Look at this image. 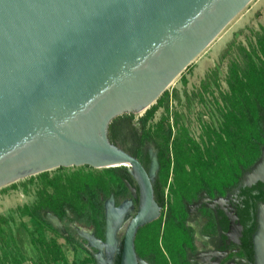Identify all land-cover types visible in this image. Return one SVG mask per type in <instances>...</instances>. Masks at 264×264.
<instances>
[{
	"label": "water",
	"instance_id": "1",
	"mask_svg": "<svg viewBox=\"0 0 264 264\" xmlns=\"http://www.w3.org/2000/svg\"><path fill=\"white\" fill-rule=\"evenodd\" d=\"M250 1L0 0V188L57 168H126L138 189L134 214L109 195L102 239L74 230L96 264H145L134 238L158 216L156 160L145 172L108 127L149 109ZM256 182L264 184V141L238 186ZM251 244L252 264H264V204Z\"/></svg>",
	"mask_w": 264,
	"mask_h": 264
},
{
	"label": "trees",
	"instance_id": "2",
	"mask_svg": "<svg viewBox=\"0 0 264 264\" xmlns=\"http://www.w3.org/2000/svg\"><path fill=\"white\" fill-rule=\"evenodd\" d=\"M231 47V44L228 45L225 53ZM208 81L209 77H206L200 86L204 89L208 86ZM224 84L226 91L218 95L220 108L215 110L209 108L210 122L204 133V149H200L199 144L188 137L184 128L172 138L168 125L158 124L151 132L145 130L146 118L155 106L147 109L143 117L137 120L139 131L132 133V140L137 146L139 145L137 143L149 141L160 150L161 167L156 180L160 193L169 173L172 182L170 190L181 197L199 190H218L226 185H233L258 157L260 146L264 141V27H258L253 33V40L245 47L241 45L233 47V56L225 67ZM163 94L165 96L158 98L155 104L167 111L169 96L165 92ZM175 95L176 93L172 91L174 99H176ZM107 137L114 145L118 144L121 149L134 156L135 147L125 148V139L120 138L116 119L110 123ZM106 172L119 184H122L120 179L131 183L124 169H106ZM103 184L109 183L103 182ZM46 185L51 183L46 182ZM83 187L85 185L70 186L67 190L55 186L52 193L40 192L31 207L23 206L18 210L20 214L28 216L35 223L52 228L43 219L42 214L60 208L68 212L72 222L86 225L87 213L90 210L86 209L89 202L83 194L85 193ZM175 202L176 205L181 203L178 199ZM102 206L103 203L96 211L101 214L99 221L103 224ZM146 228L141 244L143 252L149 254L153 264H168V262L184 264L185 258L182 255L184 252L179 248L182 233L176 223H166L162 233L160 222H152ZM102 235L103 227L99 238H102ZM160 238L167 242V245L163 246L167 258L159 247ZM33 246L40 264H49L45 259L48 252L59 253V247L54 241H45L41 237L33 242ZM49 247L52 251H48ZM174 252H177L175 256H173ZM60 260L65 264L63 257H60ZM114 264H118V257L114 260Z\"/></svg>",
	"mask_w": 264,
	"mask_h": 264
},
{
	"label": "rangeland",
	"instance_id": "3",
	"mask_svg": "<svg viewBox=\"0 0 264 264\" xmlns=\"http://www.w3.org/2000/svg\"><path fill=\"white\" fill-rule=\"evenodd\" d=\"M259 23L264 25V0H251L215 41L164 91L169 96L167 111L156 106L155 101L152 105L155 108L146 118L145 130L151 132L158 124L168 125L172 138L184 128L188 137L199 144L200 149H204V133L210 122L208 112L220 108L218 95L226 91L225 67L233 56V47L237 45L245 47L251 42ZM230 44L232 47L225 53L226 47ZM206 77H209V84L203 89L200 84ZM172 91L176 93V99L172 96ZM164 96L162 93L159 98ZM143 115L144 113L128 114L131 127L138 128L137 120ZM140 148L141 143L138 150ZM138 150L137 152H140ZM41 174L0 188V264H40L33 246V242L40 237L45 241H54L59 247L57 254L49 247L48 251L53 252H48L45 258L49 264H63L60 257H63L65 264H96L91 254L94 251L84 247V241L78 238L74 225L93 232V235L99 238L103 224L99 221L101 214L96 210L107 199L108 194L111 193L114 198L115 193L118 197L123 188L115 178L114 181L111 179L106 169L86 166L64 167ZM46 182H50L51 185H46ZM82 185H85L83 194L89 202L86 209L90 210L87 213L86 225L72 222L68 212L60 208L51 213L47 212L57 219L59 228L51 225L52 228H49L35 223L18 210L23 206L31 207L42 191L52 193L55 186L68 190L70 186ZM117 202L118 200H115V203ZM149 224L139 228L134 238V249L138 252V258L145 264L151 261V257L143 252L141 239ZM118 237L120 238V234Z\"/></svg>",
	"mask_w": 264,
	"mask_h": 264
},
{
	"label": "flooded vegetation",
	"instance_id": "4",
	"mask_svg": "<svg viewBox=\"0 0 264 264\" xmlns=\"http://www.w3.org/2000/svg\"><path fill=\"white\" fill-rule=\"evenodd\" d=\"M127 116L115 118L120 138L125 139V148L135 147L134 156H131L136 158L145 172L150 169L152 155L157 164L152 181V193L153 200L158 206V216L152 222H160L161 233L166 223L177 224L182 233L179 248L184 252L182 254L185 258L184 264H252L251 237L256 226L257 207L264 204V184L256 182L249 187H241L238 186L239 177L233 185H226L218 190H199L181 197L170 190L172 182L169 173L160 193L156 181L161 167L160 150L149 141L140 142L141 148L138 150L140 143H137L139 144L137 146L131 136L134 131H139V126L131 127ZM112 121L114 122V119ZM115 146L120 148L118 144ZM121 169L130 177L131 183H127L134 189L135 197H132L123 184L125 179H120L123 191L118 197L114 193V207L129 201L128 214L132 216L137 206L138 189L126 168ZM177 199L181 203L176 205ZM115 200L118 202L115 203ZM164 244L167 245V242L160 238L159 247L166 257L163 251ZM176 254L177 252H174L173 256ZM148 264L153 262L149 261Z\"/></svg>",
	"mask_w": 264,
	"mask_h": 264
},
{
	"label": "bare ground",
	"instance_id": "5",
	"mask_svg": "<svg viewBox=\"0 0 264 264\" xmlns=\"http://www.w3.org/2000/svg\"><path fill=\"white\" fill-rule=\"evenodd\" d=\"M227 26H228V25H227ZM219 35H220V34H219ZM217 37H218V36H217ZM214 41H215V40H214ZM209 46H210V45H209ZM175 83H176V85H177V82H175ZM171 85H172V84H171ZM171 85H170V86H171ZM170 86H169V87H170ZM76 230H78V231H85V230H81V229H78V228H76Z\"/></svg>",
	"mask_w": 264,
	"mask_h": 264
},
{
	"label": "crops",
	"instance_id": "6",
	"mask_svg": "<svg viewBox=\"0 0 264 264\" xmlns=\"http://www.w3.org/2000/svg\"><path fill=\"white\" fill-rule=\"evenodd\" d=\"M259 26L264 27V25H263V24H260V23H259ZM221 32H222V31H221Z\"/></svg>",
	"mask_w": 264,
	"mask_h": 264
}]
</instances>
